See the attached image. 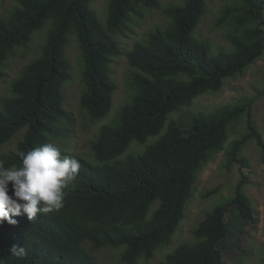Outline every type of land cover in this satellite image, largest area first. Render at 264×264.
Listing matches in <instances>:
<instances>
[{
    "label": "trees",
    "instance_id": "16d2710c",
    "mask_svg": "<svg viewBox=\"0 0 264 264\" xmlns=\"http://www.w3.org/2000/svg\"><path fill=\"white\" fill-rule=\"evenodd\" d=\"M209 1L182 0L164 8L167 24L148 31L123 54L114 37L131 13L160 9V0H108L104 25L91 9L93 0H15L0 15V79L8 58L45 31L38 55L23 66L0 105V147L21 134L15 149L0 156L4 167L21 166L20 152L71 137L73 117L63 95L71 79L69 38L74 37L81 55L79 106L89 121L99 122L111 111L113 58L124 55L132 92L91 141L95 164L77 159L81 167L64 190L63 207L32 221L22 214L13 217L15 225L0 224V264H98L85 243L91 250L123 249L122 264L151 260L171 243L200 168L224 150L230 128L240 120L245 132L230 143L227 165L242 164L238 156L250 142L261 150L264 163L254 99L198 113L187 128L169 120L198 96L219 92L225 80L242 75L264 55V0H232L219 10L216 26L230 28L229 49L196 37ZM132 143L143 150L126 154ZM245 183L242 176L232 197L199 222L193 241L159 264H224L218 245L229 234V209L245 222L254 219ZM13 245L24 254L14 255Z\"/></svg>",
    "mask_w": 264,
    "mask_h": 264
},
{
    "label": "rangeland",
    "instance_id": "374dc122",
    "mask_svg": "<svg viewBox=\"0 0 264 264\" xmlns=\"http://www.w3.org/2000/svg\"><path fill=\"white\" fill-rule=\"evenodd\" d=\"M232 0H210L206 6L205 15L196 30L198 39L208 40L214 48L229 49L227 35L230 28L226 25L217 27L216 21L219 10ZM15 0H0V15L15 5ZM182 0H160V9H140L131 13L122 32L114 38L119 44L122 54L129 52L133 45L141 41L144 35L155 27H164L167 19L162 10L170 5H179ZM108 0H93L91 9L98 20L104 25L107 15ZM44 30L33 35L26 50L15 51L6 61L0 79V105L3 99L10 97V84L18 76L20 70L38 55L44 39ZM66 56L71 66V79L63 86L65 108L73 117L71 137L67 142H53L61 151L62 157L83 159L91 165L95 164L90 143L97 134L98 128L105 123H112L115 113L126 103L132 92L126 85V78L131 70L124 55L112 59L109 66V76L114 83L115 92L112 97V108L108 116L99 121L91 122L87 114L80 109L79 98L82 93L80 75L82 60L74 37L69 38ZM254 99V121L264 143V55L242 75L224 81L219 92L198 96L178 112L169 116V120L187 128L193 117L202 112L211 111L225 105L238 103L240 100ZM245 132L244 120H240L230 128L229 139L224 150L204 164L198 173L196 183L187 201L184 218L175 231L171 243L161 247L151 260H140L138 264H159L166 255L173 252L184 243L193 241L192 232L213 207L225 203L231 198L237 183L244 177L246 183L243 189L254 210L252 222H245L234 208L226 215L229 226L228 236L222 240L218 249L224 264H264V163L261 150L254 142L248 143L240 152L239 158L243 163L227 165V151L232 141ZM21 137L17 134L10 142L0 147V156L13 151L16 142ZM149 140L148 142H151ZM143 146L132 143L126 154H138ZM217 190L210 196L207 194ZM84 249L89 252L98 264H122L121 248H103L91 250L85 243Z\"/></svg>",
    "mask_w": 264,
    "mask_h": 264
},
{
    "label": "clouds",
    "instance_id": "9594fccd",
    "mask_svg": "<svg viewBox=\"0 0 264 264\" xmlns=\"http://www.w3.org/2000/svg\"><path fill=\"white\" fill-rule=\"evenodd\" d=\"M18 155L21 166L4 167L0 162V224L6 221L15 225L13 217L22 214L32 221L40 213L60 210L64 190L81 167L77 158L62 157L60 149L50 142ZM24 251L18 245L11 248L14 255Z\"/></svg>",
    "mask_w": 264,
    "mask_h": 264
}]
</instances>
